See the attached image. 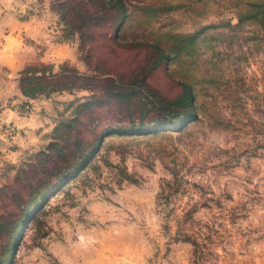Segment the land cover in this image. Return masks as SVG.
Masks as SVG:
<instances>
[{
  "label": "rangeland",
  "instance_id": "rangeland-1",
  "mask_svg": "<svg viewBox=\"0 0 264 264\" xmlns=\"http://www.w3.org/2000/svg\"><path fill=\"white\" fill-rule=\"evenodd\" d=\"M48 1L55 41L66 54L50 62L35 53L26 67L58 73L64 65L113 83L54 93L49 121L35 128L42 135L0 161V188L10 192L23 185L20 171L39 168L40 179L54 178L53 168L41 171L57 161L51 143L68 149L78 140L88 152L42 198L6 264H264V28L237 25L252 14L246 10L252 1L131 0L128 42L141 36L179 45L203 26H220L149 72L146 46L121 47L109 39L112 30L102 37L104 29L82 44L62 22L60 2ZM184 82L195 95L190 115L180 107L162 110ZM93 99L89 108L78 107ZM15 107L22 117L31 113L28 103ZM75 118L82 134L66 141L73 128H62ZM40 153L50 157L43 161ZM3 203L4 213L16 211L11 193L0 197Z\"/></svg>",
  "mask_w": 264,
  "mask_h": 264
},
{
  "label": "trees",
  "instance_id": "trees-1",
  "mask_svg": "<svg viewBox=\"0 0 264 264\" xmlns=\"http://www.w3.org/2000/svg\"><path fill=\"white\" fill-rule=\"evenodd\" d=\"M59 8L61 10L62 22L70 29L71 32L77 33L82 44L86 40L93 37V32L95 30L100 31L104 29V35L102 37H107L111 35L109 33L112 30L113 34L109 36V39L118 43L121 47L130 49H140L146 46V49L150 50L151 55L146 65H149L147 71H152L159 65H162L165 61H175L179 55L180 49L186 48V44L193 41L194 44L201 43L204 41L206 35H202L207 31L217 30L220 28L219 25H207L201 27L192 33L191 36H187L178 39L179 45L173 44L171 46L165 45L161 41H149L141 39V36H133L132 41L128 42L127 33L132 27L134 15L132 12L128 13V7L131 4V0H58ZM74 2L73 6L69 7L67 4ZM252 2H247V11L251 12L250 15H245L241 19L237 20V25L243 22H247L248 25L258 26L264 28V0H250ZM134 7V6H133ZM136 8L140 9V7ZM258 15L260 19H252L255 15ZM256 18V17H255ZM108 30V32H107ZM201 36V37H200ZM148 50V51H149ZM90 50L87 51V55L90 56ZM97 71V67H95ZM104 81H110L113 83V79L107 77L102 78L98 75H81L75 69L68 66L61 67L58 73H54L50 67H43L40 69L28 66L20 72L19 78V88L21 93L28 98H35L39 95L50 96L54 93L60 92H73L75 90H89L93 91L97 89ZM181 93L175 97L172 101H169L165 107H160L162 110H174L178 107L183 108V114L188 117L191 110L189 108L192 106V98L194 99V91L192 89L191 83H182ZM113 87V85H112ZM109 90H113L109 88ZM98 100V99H97ZM95 100H87V102L78 105V107L89 108ZM159 104V103H158ZM157 103L150 106L151 108H159ZM147 103L140 102L139 108H143ZM149 106V105H148ZM178 114V113H176ZM177 116V115H176ZM79 122L78 118L71 119L66 122L62 132L68 131V129L73 128V132H69L65 135V140L68 141L70 137H75V134L82 133L77 130V125ZM181 123V122H178ZM71 125V126H69ZM87 131L91 128L86 127ZM138 132H143L141 128H138ZM93 130V127H92ZM72 135V136H71ZM77 137V136H76ZM78 140H75L71 148H65L63 151L59 144L56 142L51 143L49 151L55 154L57 161L54 162L53 167L50 169L42 168V172L50 171V176H54L53 179H40L39 178V168L35 170L32 168L30 171H20L19 179L24 176L22 187L20 189L11 188L5 190L0 188V197L5 198L6 195L11 193L12 203L16 206V211H12L8 214L4 213L2 210L3 205L0 204V239L1 237H6V241L3 244L4 247L8 248L7 252L2 253L0 258V264H6L7 257L12 256L11 249L12 243L16 240L15 237L17 233L20 232L30 218L33 220L36 218V213H38L39 204L42 198L60 182L63 177L68 173H71L79 165L80 160L87 156V151L79 149L77 145ZM84 152V154L82 153ZM80 155V157H79ZM39 157L41 160L46 161L50 154L40 153ZM71 158V159H67ZM33 167V166H32ZM55 171V172H54ZM37 175L33 178V175ZM34 184V185H32ZM26 191H29L28 197L26 196ZM27 198L26 200L24 198ZM19 212V213H17ZM15 214H19L18 218L12 219L11 217ZM32 220V221H33ZM0 255V256H1Z\"/></svg>",
  "mask_w": 264,
  "mask_h": 264
},
{
  "label": "crops",
  "instance_id": "crops-1",
  "mask_svg": "<svg viewBox=\"0 0 264 264\" xmlns=\"http://www.w3.org/2000/svg\"><path fill=\"white\" fill-rule=\"evenodd\" d=\"M48 2L0 0V161L14 158L24 140L42 135L35 128L51 116L55 94L27 99L18 86L19 72L31 62L33 54L40 53L50 62L66 54L63 50L67 46L55 41L57 32L50 25L55 16ZM23 102L31 107L27 117H22L15 107Z\"/></svg>",
  "mask_w": 264,
  "mask_h": 264
},
{
  "label": "built area",
  "instance_id": "built-area-1",
  "mask_svg": "<svg viewBox=\"0 0 264 264\" xmlns=\"http://www.w3.org/2000/svg\"><path fill=\"white\" fill-rule=\"evenodd\" d=\"M17 109H19V108H17Z\"/></svg>",
  "mask_w": 264,
  "mask_h": 264
}]
</instances>
